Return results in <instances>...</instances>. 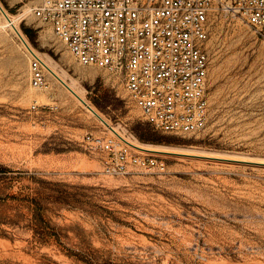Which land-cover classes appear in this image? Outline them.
Listing matches in <instances>:
<instances>
[{"label":"rangeland","instance_id":"rangeland-1","mask_svg":"<svg viewBox=\"0 0 264 264\" xmlns=\"http://www.w3.org/2000/svg\"><path fill=\"white\" fill-rule=\"evenodd\" d=\"M0 2L103 117L167 163L107 173L83 137L112 131L46 68L48 87L31 83L30 54L0 10V264H264L261 34L215 13L209 123L171 133L145 121L121 77L76 61L33 15L40 0Z\"/></svg>","mask_w":264,"mask_h":264},{"label":"built area","instance_id":"built-area-1","mask_svg":"<svg viewBox=\"0 0 264 264\" xmlns=\"http://www.w3.org/2000/svg\"><path fill=\"white\" fill-rule=\"evenodd\" d=\"M239 14L264 37V0H40L33 15L50 26L78 63L122 78L142 117L171 133H196L210 120L212 18ZM30 80L48 87L43 58L30 45ZM113 175L166 170L163 158L113 134L87 133Z\"/></svg>","mask_w":264,"mask_h":264},{"label":"bare ground","instance_id":"bare-ground-1","mask_svg":"<svg viewBox=\"0 0 264 264\" xmlns=\"http://www.w3.org/2000/svg\"><path fill=\"white\" fill-rule=\"evenodd\" d=\"M12 20V22H15V19L11 16H9ZM6 21L9 22V20L6 18ZM11 23V22H9ZM15 24V23H14ZM17 27V25H16ZM18 31H16V33L18 34V36L21 38L22 43L24 44V46L27 48V50L32 51V49L30 48V43L25 39V37L23 36V34L21 33L20 29L17 27ZM44 60V64H45V68L47 69V71L49 72V74L51 76H53L56 80L62 82L63 84H65L67 86V88H69L72 92H74L76 95H78V98L85 104V106L90 110V112L92 114H95L96 116H98L100 118V120L112 131L113 134H116L120 137H122L123 139H125L126 141L130 142L131 144L135 145L136 147H138L139 149H141L142 152H148V153H154L152 150H159V151H163L164 149H152L149 146L144 145L143 143L139 142L136 139H132L128 136H125L123 134H121L119 132V129L113 125L109 120H107L105 117H103L100 112L98 111V109L92 104L90 103L86 97L84 96L83 92L80 90L78 91L75 88L74 84H71L69 82H67L65 80V75H61L53 66V64L47 60L44 56L41 55V53L37 50H35ZM75 88V89H74ZM80 92V93H79ZM80 101V102H81ZM167 148V147H166ZM167 150V149H166ZM156 154V153H155Z\"/></svg>","mask_w":264,"mask_h":264},{"label":"water","instance_id":"water-1","mask_svg":"<svg viewBox=\"0 0 264 264\" xmlns=\"http://www.w3.org/2000/svg\"><path fill=\"white\" fill-rule=\"evenodd\" d=\"M0 10H1V12L4 14V16L9 20V22H11L12 27H13L16 31H18L16 25L12 22L11 18L9 17L7 11L5 10V8L3 7V5L1 4V2H0Z\"/></svg>","mask_w":264,"mask_h":264},{"label":"trees","instance_id":"trees-1","mask_svg":"<svg viewBox=\"0 0 264 264\" xmlns=\"http://www.w3.org/2000/svg\"><path fill=\"white\" fill-rule=\"evenodd\" d=\"M148 124H150L152 127H153V129L154 130H158V131H162V130H160V129H158V128H156L152 123H150L149 121H147V120H145ZM164 132V131H163Z\"/></svg>","mask_w":264,"mask_h":264}]
</instances>
